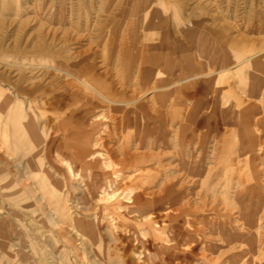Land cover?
<instances>
[{
  "label": "rangeland",
  "instance_id": "374dc122",
  "mask_svg": "<svg viewBox=\"0 0 264 264\" xmlns=\"http://www.w3.org/2000/svg\"><path fill=\"white\" fill-rule=\"evenodd\" d=\"M144 1L152 3L146 16L143 12L145 20L136 22V18L129 15L136 6L142 8L141 0H0V93L12 97V122L4 124L12 127V147L15 146L17 151L12 150V163L0 158V218L9 229L7 237L3 236L6 239L0 237V264H82L71 249L61 251L58 248L62 242L59 236L54 234L52 237L39 226L40 223H36L39 220L34 222L30 218L32 213L25 207L28 201L19 199L20 195L16 193L19 188H12L19 184L13 174H21L30 163L22 152L28 145L29 134L34 130L40 132V126L44 124L40 116L37 121L30 117L28 102L18 95V88L30 89L26 84L19 86V78H33V82L39 83L41 80L48 82V76L54 77L55 81L51 79L52 90L65 98L62 111L58 113H69L81 105V98L69 97L60 85L65 79L55 77L56 73L47 66L60 61L71 72L75 69L77 73L79 70L73 64L85 60L91 74L110 82L123 75L124 53L128 49L133 53V75L130 76L134 79L133 86L128 87L129 93L123 103L122 97L117 100L119 105L100 108L103 113L97 110V121L104 131L100 132V137L105 138L106 133H110V146H119L131 139L137 141L138 133H146L142 137L153 141L165 133L168 135L172 122L170 139H186L188 142L187 149L192 150L187 168L190 172L186 169L180 171L172 150L167 148L158 151L161 166L150 165L147 168L148 175H154L159 186L178 190L179 200L173 202L175 211L166 214L170 218H163L162 222L183 230V234H193L197 240V245L192 247L193 252L188 254L182 253L185 247H178L176 254L179 253L172 264H264V84L257 79L256 84H252L254 81L250 75L257 74L244 65L237 67L244 72L241 77L225 71L237 66L233 48L239 43L253 46L248 55L264 51V41H261L264 40V0ZM133 35L136 39L129 41ZM113 49L116 51L111 57L109 53ZM259 59L257 56L252 62ZM4 61L12 62V68ZM154 62L158 66L155 81L169 86L159 91L149 82L146 91L136 69L153 67ZM23 64H31L34 74L20 67ZM138 106L143 107V111L139 112ZM132 108L138 115V121L133 118ZM43 112L47 117L55 113L46 106L36 107V116ZM144 114L145 121L142 119V122L140 117ZM258 119H262L261 125L256 123ZM0 126H3L2 118ZM215 128L219 129L218 132ZM67 133L70 132L67 130ZM54 135L51 137L54 144L60 143L64 147L63 141ZM213 135L217 143L220 141L217 151H214L217 154H212L214 144L207 145ZM54 144L51 154L56 149ZM249 144L256 145L255 153L246 151ZM62 149L61 153H68ZM229 157L235 160L231 161ZM220 159L227 165L225 162L220 164ZM16 160L21 164L15 167L13 161ZM249 161L252 162L249 164ZM45 162L50 172L65 174L54 158L50 161L45 159ZM57 170L60 172H55ZM76 184L81 190L68 195L69 204L82 202L90 205L92 201L86 195L88 183L81 180ZM177 209L183 213L186 209V213L179 216ZM135 236L123 234L128 243L135 242ZM148 249L147 253L141 251L144 261L149 255V261L161 264L164 249L159 251L154 246ZM108 252L104 250L102 255L122 256V251ZM126 262L132 264L129 259Z\"/></svg>",
  "mask_w": 264,
  "mask_h": 264
},
{
  "label": "bare ground",
  "instance_id": "6f19581e",
  "mask_svg": "<svg viewBox=\"0 0 264 264\" xmlns=\"http://www.w3.org/2000/svg\"><path fill=\"white\" fill-rule=\"evenodd\" d=\"M141 2L142 3L140 7L142 8L139 9L136 8V6L135 9H132L131 15H129L133 19L136 18V22L139 19L145 20L144 16L147 15V8H149L150 4L152 3L150 1V3H147V1L144 0H141ZM140 11H142V14L139 13ZM156 16L157 15L154 17ZM151 21L152 19L148 22V24ZM135 39L136 36L133 35L129 38V41H133ZM252 47L239 43L235 48H233L236 56L235 59L238 64L236 67L226 69L225 71H231L234 73V75L241 77L242 73L244 72L239 71L237 67L244 65V68L250 69L257 74L250 75L254 81L252 84H256L255 79L259 80L258 82H260V84H264V51L260 50V52L257 53H260L261 56L257 54L248 55V53L252 51ZM128 50L125 51L126 53L123 52L125 57V60H123L125 62L123 75H121V78L116 76V80L110 82L108 79H102L101 76H96L94 73L91 74V70L85 65V60L75 62L73 64V66L79 70L77 73L74 72L75 69H73V72H71L66 66L62 64V62L60 63V61L53 62V64H55L54 66H47V68H51L49 70L56 73L55 77H62L65 79L60 85L63 87V90L67 91V95L69 97L73 96L78 99L81 98V105H78L75 110L69 113H58L62 111L61 105H63L65 98L61 95H56V93L52 90V80H54V77L48 76V82L45 80L43 81L44 83L42 80L39 83H35L33 82V78H27L26 80H23L24 78H19V86L26 84L27 87H30L28 90L25 88H18V95H22L24 101H26V103L28 102L27 111L30 113V117L37 121L39 120L38 116H40V119L43 120V123L46 125L43 124V126H40V132L38 130H34L29 134L30 138L28 140V145L25 149H23L22 152L24 153L25 158L27 157V161H30V163L27 164V168L21 172V174H13L19 184L12 188L13 190L19 188V191L17 190L16 192L20 195L19 199H25L28 201L26 202L25 207H28L27 209L32 213L30 218L34 220V222L39 220L40 222L36 223H40L39 226H42L44 230L52 234V237L54 234L59 236L62 242L59 244L60 246L58 245V248L61 251H65V249H71L72 252L75 253L77 257H79L82 264H89V262L92 264H112L114 262H119V264H127L126 260L128 259L132 261V264H155L154 261H149L150 256L148 254L147 260L144 261V256L141 252L143 251L147 253L149 250L148 247L151 246L156 247L157 250L159 248V251L162 248L164 249V256L162 255L163 257L160 259L161 264H172L174 261L173 258L177 257V254L179 253L178 252L176 254L178 247H185L187 249V246L192 243L190 245L191 247H188L187 250L184 249L182 251L183 254H188L189 251H192V247L195 244L197 245V240L194 238L193 234L188 232L183 234V230L179 228L176 229L172 225H165L166 223L162 222L163 218H170L166 214H168L170 211H175L173 209L175 203L173 202L179 200L177 192L178 190L174 187L163 188L161 187L162 185L159 186L158 183H156L154 175H148L149 171L147 168H149L150 165L161 166L162 160L160 159V154L158 151L159 149L166 150V148L172 150L174 158L177 159L175 163L179 167L180 171H182V169H186L187 172H190L187 168L190 164L189 158L191 157L190 153L192 150L187 149L188 142H186V139H170L171 131L169 129H171L172 122L169 125L170 128L168 129V135L165 133L162 138H154L153 141H147V137L145 139L142 137L143 135H146V133H141L140 135L138 133L137 141H135L136 139H131L122 142V144L119 146H110L108 145L110 144L111 140V135L109 136L110 133L105 132L106 137H100V132L104 131H101L102 128H100V126H102V124L98 123L97 121L99 115L97 110H100V108H105L106 105H119L117 104V100L122 99V97L123 99L121 100V103H123L125 101V96L129 93L128 87L131 88L133 86H131V84L134 79L130 78V76L133 75V66L131 63L133 53L129 52ZM114 51H116V49H113L109 53L111 54V57L113 56ZM257 56H259L260 59L256 62H252L254 58H257ZM50 61L48 62L51 65ZM123 61L119 60V62ZM113 62L114 60H112V63ZM5 63V65L11 66L12 68V62L6 61ZM153 65V67L149 66L145 68L144 66L143 69H141V67L136 69L138 76H140L142 79L141 86H143V89L146 88V91L149 89V82H152L153 87L159 91L164 87L169 86V84H164L163 82L157 83L155 81L154 77L155 72L157 71L156 73H158V66H156L157 64L155 62ZM20 67L27 68L30 70V73H33L30 69L32 67L31 64H23ZM38 68L39 67H37V69ZM215 71L217 72V69ZM8 75H10V73ZM125 75L129 78V80L128 78L125 79ZM201 75L204 76V73H201ZM208 77L209 76H207V78ZM7 80H9V78H7ZM144 80L146 82L143 84ZM239 81L241 83L242 79ZM250 85L248 86L250 87ZM68 88L70 90H67ZM74 88L79 90H73ZM133 96L134 93L129 97L132 98ZM0 98H2L0 101V118H2L3 125L0 126V158H4L5 161L12 163V150L15 153L17 151L15 146L12 147V127L4 124L6 121L12 122V97L5 96L4 94L0 93ZM75 98H73V100ZM38 106H46L51 111H55L53 114L54 116L47 117L44 112L36 116L35 112L36 107ZM136 108L140 112V110H142L141 108L143 107L138 106ZM132 110L133 114H135V117L133 118L135 121H138L139 118L137 117V113L134 112V108H132L131 111ZM102 115L103 114H101V116ZM144 116L145 114L141 115L140 121L144 119ZM66 120L68 121L67 123ZM126 120L127 119H125L124 122H126ZM130 123L133 124L132 122ZM217 123L219 124V122H216V125ZM256 123H260L261 125L262 119H258ZM35 124L36 122L34 121V128ZM220 127L221 126L219 125L218 128ZM67 130L70 133H67ZM254 131L252 130V132ZM147 132L150 131L147 130ZM245 132L247 133L248 130ZM225 133L226 132H224V134ZM53 134H55V138L57 137L59 140L63 141L64 147L60 145V143L57 145L54 144L51 138ZM249 135H247L248 139ZM258 138L259 137H257V139ZM253 141L256 142L255 139ZM219 142L220 141L218 140V143ZM210 143L214 144L211 147L212 154H214L216 153L214 151L219 145L214 135L210 137V141L207 145ZM222 143H224V141H222ZM250 143L252 142L250 141ZM52 144L56 146V149L51 154L50 149L53 146ZM247 146L249 149L244 150L248 151V153H255L254 150L256 145L249 144ZM62 148L67 150L68 153H61L60 150H63ZM230 149L232 150L233 148ZM252 155L253 154H251V156ZM53 158L55 163L65 170V174H59V170L55 171L59 174V176H57L58 174H55L54 172H50L49 167L46 166L47 164L45 159L46 161H50ZM228 159L226 160L229 161ZM233 159H231V161H233ZM222 160V163L220 164L225 162ZM252 161H249V164ZM13 163L15 167L21 164L18 162V160L13 161ZM118 177H120V180L117 179ZM81 180L88 183V191L86 195L92 201L91 204L93 205H89L88 203L82 204V202H77V204L74 205L69 204L68 195L75 193L76 190H81L76 184L79 181L81 182ZM177 210L179 216H182L184 213H186V209L184 210V213L181 209ZM98 214L103 216H98ZM8 231L9 229L6 227V224H4V221L0 218V237L3 239L5 238L3 236L7 237L9 234ZM125 232L128 234L131 233V235L136 234L134 237L136 238V241L133 243H128L123 238V234H126ZM139 235H143L142 237H144V240L140 239ZM126 237L129 238L127 235ZM109 243L111 245H109ZM164 244H169L170 247H164ZM106 246L107 248L109 247V249H107ZM129 249L131 251L126 255L125 253ZM104 250H108V254H111V251H116L119 253L122 251V256L121 254L116 255L115 257H111L109 255L104 256L102 255ZM87 255L91 256L88 257ZM9 263L11 262L9 261Z\"/></svg>",
  "mask_w": 264,
  "mask_h": 264
}]
</instances>
